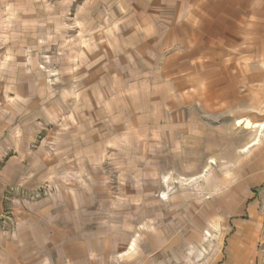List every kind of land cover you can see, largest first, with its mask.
Wrapping results in <instances>:
<instances>
[{
  "label": "rangeland",
  "instance_id": "1",
  "mask_svg": "<svg viewBox=\"0 0 264 264\" xmlns=\"http://www.w3.org/2000/svg\"><path fill=\"white\" fill-rule=\"evenodd\" d=\"M180 3L0 0V264H264V127L205 105Z\"/></svg>",
  "mask_w": 264,
  "mask_h": 264
},
{
  "label": "crops",
  "instance_id": "2",
  "mask_svg": "<svg viewBox=\"0 0 264 264\" xmlns=\"http://www.w3.org/2000/svg\"><path fill=\"white\" fill-rule=\"evenodd\" d=\"M180 2L167 44L182 40L205 105L256 127L264 121V0Z\"/></svg>",
  "mask_w": 264,
  "mask_h": 264
},
{
  "label": "bare ground",
  "instance_id": "3",
  "mask_svg": "<svg viewBox=\"0 0 264 264\" xmlns=\"http://www.w3.org/2000/svg\"><path fill=\"white\" fill-rule=\"evenodd\" d=\"M242 121V120H241ZM255 126H260V127H264V123H258V125Z\"/></svg>",
  "mask_w": 264,
  "mask_h": 264
}]
</instances>
